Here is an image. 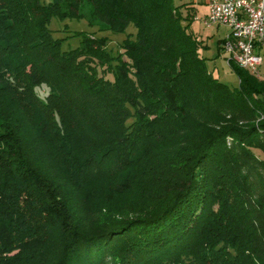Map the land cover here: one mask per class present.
<instances>
[{
  "label": "trees",
  "instance_id": "obj_1",
  "mask_svg": "<svg viewBox=\"0 0 264 264\" xmlns=\"http://www.w3.org/2000/svg\"><path fill=\"white\" fill-rule=\"evenodd\" d=\"M193 17L0 0V264H264V81L215 77Z\"/></svg>",
  "mask_w": 264,
  "mask_h": 264
},
{
  "label": "built area",
  "instance_id": "obj_2",
  "mask_svg": "<svg viewBox=\"0 0 264 264\" xmlns=\"http://www.w3.org/2000/svg\"><path fill=\"white\" fill-rule=\"evenodd\" d=\"M201 21L227 28L222 52L229 66L264 81V0H211Z\"/></svg>",
  "mask_w": 264,
  "mask_h": 264
},
{
  "label": "rangeland",
  "instance_id": "obj_3",
  "mask_svg": "<svg viewBox=\"0 0 264 264\" xmlns=\"http://www.w3.org/2000/svg\"><path fill=\"white\" fill-rule=\"evenodd\" d=\"M177 1V0H176ZM199 17L196 16L190 23V30L203 40L205 47L200 48L199 53L201 56L206 57L207 66L212 71L213 75L217 77L221 82L227 84L230 87H235L238 84V78L235 72L225 61V55L223 52L218 54L217 41L223 38L226 34V28L224 26H204L200 16L203 12H200ZM69 27L78 29H87L86 23L82 21H67ZM54 26H58V22L54 19L52 23ZM131 27V26H130ZM124 33H112L110 31L101 32V35L107 36L109 39L108 47L116 50L118 42L124 37ZM65 45V44H64Z\"/></svg>",
  "mask_w": 264,
  "mask_h": 264
},
{
  "label": "crops",
  "instance_id": "obj_4",
  "mask_svg": "<svg viewBox=\"0 0 264 264\" xmlns=\"http://www.w3.org/2000/svg\"><path fill=\"white\" fill-rule=\"evenodd\" d=\"M210 1L211 0H177L178 3H188L190 5L191 11L193 12V16H194L193 18H195L196 16L199 17V14H201L200 12H203L200 18H204L208 12V3ZM226 33H227V28H226Z\"/></svg>",
  "mask_w": 264,
  "mask_h": 264
}]
</instances>
